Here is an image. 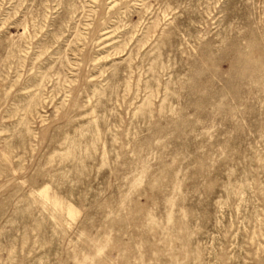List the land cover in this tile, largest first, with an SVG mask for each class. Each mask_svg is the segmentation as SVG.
<instances>
[{
  "label": "rangeland",
  "instance_id": "rangeland-1",
  "mask_svg": "<svg viewBox=\"0 0 264 264\" xmlns=\"http://www.w3.org/2000/svg\"><path fill=\"white\" fill-rule=\"evenodd\" d=\"M0 264H264V0H0Z\"/></svg>",
  "mask_w": 264,
  "mask_h": 264
}]
</instances>
